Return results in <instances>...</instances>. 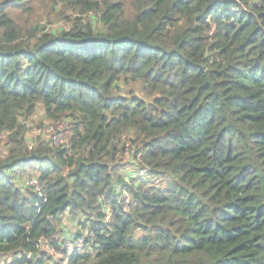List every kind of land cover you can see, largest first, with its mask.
I'll return each instance as SVG.
<instances>
[{"label": "trees", "instance_id": "trees-1", "mask_svg": "<svg viewBox=\"0 0 264 264\" xmlns=\"http://www.w3.org/2000/svg\"><path fill=\"white\" fill-rule=\"evenodd\" d=\"M0 264H264V0H0Z\"/></svg>", "mask_w": 264, "mask_h": 264}, {"label": "rangeland", "instance_id": "rangeland-1", "mask_svg": "<svg viewBox=\"0 0 264 264\" xmlns=\"http://www.w3.org/2000/svg\"><path fill=\"white\" fill-rule=\"evenodd\" d=\"M44 23V22H42ZM64 26V23L62 20H54L53 23L49 26V29H53V30H58L61 27ZM41 107H38L37 112L33 114V116L31 117V124H30V128L27 132V136L29 138H36L39 137L42 140H48L49 138H52L54 140L58 139L57 144L61 145L63 143V128L61 126H57V124H54L50 121H48L44 114L43 111L40 109ZM58 133V134H57ZM67 135H65L66 137ZM124 160L127 164L130 162L128 156H125ZM131 164V163H129ZM134 170V166H131ZM134 172H137V169L134 170ZM71 225V228L73 230V232H76V223L74 222H70L69 223ZM50 253L54 254V257L58 258L59 254H55L53 251H51Z\"/></svg>", "mask_w": 264, "mask_h": 264}, {"label": "built area", "instance_id": "built-area-1", "mask_svg": "<svg viewBox=\"0 0 264 264\" xmlns=\"http://www.w3.org/2000/svg\"><path fill=\"white\" fill-rule=\"evenodd\" d=\"M142 173H145V170H142ZM123 204L126 209L129 208L131 204V199L128 194H123L122 196ZM91 242H86L84 240V237L80 236L74 240H66L64 241V250L67 253V255H70L71 253L77 251V252H90L91 249ZM51 252V251H50ZM55 254H58L57 252H54ZM59 257V255H58Z\"/></svg>", "mask_w": 264, "mask_h": 264}, {"label": "water", "instance_id": "water-1", "mask_svg": "<svg viewBox=\"0 0 264 264\" xmlns=\"http://www.w3.org/2000/svg\"><path fill=\"white\" fill-rule=\"evenodd\" d=\"M207 79H208V72H207ZM208 82H209V80H208ZM41 251H45V248H42ZM38 255H39V253L32 254V255L30 256V259H31V260H34V258L37 257Z\"/></svg>", "mask_w": 264, "mask_h": 264}]
</instances>
